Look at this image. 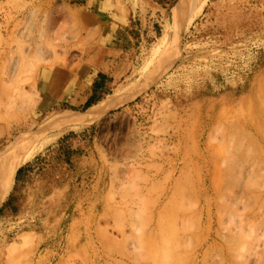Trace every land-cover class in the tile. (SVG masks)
Wrapping results in <instances>:
<instances>
[{
  "label": "rangeland",
  "instance_id": "obj_1",
  "mask_svg": "<svg viewBox=\"0 0 264 264\" xmlns=\"http://www.w3.org/2000/svg\"><path fill=\"white\" fill-rule=\"evenodd\" d=\"M102 31L123 64L94 105L45 107L40 72ZM44 123L0 204V264H264V0H0V156Z\"/></svg>",
  "mask_w": 264,
  "mask_h": 264
},
{
  "label": "crops",
  "instance_id": "obj_2",
  "mask_svg": "<svg viewBox=\"0 0 264 264\" xmlns=\"http://www.w3.org/2000/svg\"><path fill=\"white\" fill-rule=\"evenodd\" d=\"M94 22L101 26L100 14L92 15ZM109 36V42H101L93 55H88L84 63L76 69L54 67L42 70L39 74L38 88L46 106L69 105L85 107L87 103L94 105V85L99 73L114 74L122 66L123 36L115 32V42L112 41L113 31H102ZM120 37V39H119ZM89 107V106H88Z\"/></svg>",
  "mask_w": 264,
  "mask_h": 264
},
{
  "label": "bare ground",
  "instance_id": "obj_3",
  "mask_svg": "<svg viewBox=\"0 0 264 264\" xmlns=\"http://www.w3.org/2000/svg\"><path fill=\"white\" fill-rule=\"evenodd\" d=\"M96 111V109H95ZM99 112V110H98ZM95 112L85 115L83 121H90ZM79 115L73 111H66L56 115L53 120L74 125ZM50 125V124H49ZM49 125L44 123L37 131L28 129L27 134L17 136L0 156V204L6 198L17 169L31 158L49 140ZM25 132V131H24Z\"/></svg>",
  "mask_w": 264,
  "mask_h": 264
},
{
  "label": "trees",
  "instance_id": "obj_4",
  "mask_svg": "<svg viewBox=\"0 0 264 264\" xmlns=\"http://www.w3.org/2000/svg\"><path fill=\"white\" fill-rule=\"evenodd\" d=\"M91 102H93V101H91ZM91 102L87 103V105H86L85 107H88V106H90Z\"/></svg>",
  "mask_w": 264,
  "mask_h": 264
}]
</instances>
